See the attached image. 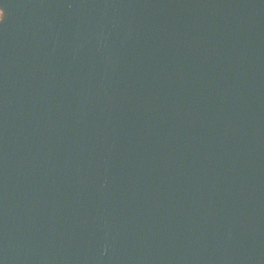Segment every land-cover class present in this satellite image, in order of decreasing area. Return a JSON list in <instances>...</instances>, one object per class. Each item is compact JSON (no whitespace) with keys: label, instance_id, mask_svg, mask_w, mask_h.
<instances>
[{"label":"water","instance_id":"1","mask_svg":"<svg viewBox=\"0 0 264 264\" xmlns=\"http://www.w3.org/2000/svg\"><path fill=\"white\" fill-rule=\"evenodd\" d=\"M0 11V264H264V0Z\"/></svg>","mask_w":264,"mask_h":264},{"label":"snow or ice","instance_id":"2","mask_svg":"<svg viewBox=\"0 0 264 264\" xmlns=\"http://www.w3.org/2000/svg\"><path fill=\"white\" fill-rule=\"evenodd\" d=\"M3 18H4V13L2 11H0V22L3 21Z\"/></svg>","mask_w":264,"mask_h":264},{"label":"clouds","instance_id":"3","mask_svg":"<svg viewBox=\"0 0 264 264\" xmlns=\"http://www.w3.org/2000/svg\"><path fill=\"white\" fill-rule=\"evenodd\" d=\"M3 12V11H2Z\"/></svg>","mask_w":264,"mask_h":264}]
</instances>
